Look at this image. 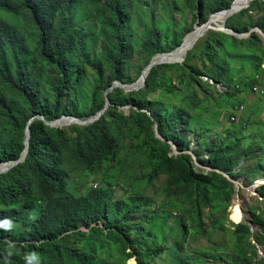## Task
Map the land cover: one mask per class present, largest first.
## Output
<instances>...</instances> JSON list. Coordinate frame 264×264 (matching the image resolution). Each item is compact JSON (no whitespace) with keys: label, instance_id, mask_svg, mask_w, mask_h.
<instances>
[{"label":"trees","instance_id":"trees-1","mask_svg":"<svg viewBox=\"0 0 264 264\" xmlns=\"http://www.w3.org/2000/svg\"><path fill=\"white\" fill-rule=\"evenodd\" d=\"M233 2L186 0L187 7L194 12L193 22L197 20L198 25L207 22L211 15L229 9ZM241 2L237 1L234 6ZM78 4L90 8L94 13L92 21L100 25L95 56L88 45L90 32L76 27L72 13ZM258 8H264V0H253L248 8L228 17L225 27L237 34L249 33L255 28L264 33V20L254 22L251 15ZM3 14L26 23L32 33V49L23 28L8 23L2 18ZM243 15L248 18L246 22L242 21ZM131 18L127 0H0V165L21 158L26 149L29 122L37 117L30 125L26 160L0 174V220L7 218L12 224L7 230L0 227V264L5 260L8 264H25L24 256L30 251L39 254L40 264H127L135 256L139 264H165L167 255L171 258L168 264H176L185 238L192 230L191 224L200 221L203 213H212L210 223L201 225L203 233H216L222 228L234 190L233 182L224 174L232 180L260 178V160L254 163L257 170L253 172L241 167L244 158L253 160L257 154L240 148L238 142L234 146L204 143L208 159L200 150L192 149L197 162L200 165L207 162L210 167V170L197 169L187 152L190 142L177 130L184 113L172 111V104L167 103L171 97H176L185 106L199 107L201 90L195 87L203 89L205 100L212 94L217 96L214 100L233 99L237 93L250 88L249 93L253 92L258 83L264 88V78L255 82L252 77L263 72L264 48L259 36L252 32L246 39L210 30L202 49L196 47V52L183 63L155 66L145 88L126 92L114 86L116 82L132 83L127 82L130 80L126 65L136 53V46L138 50L141 46L148 66L157 55L180 46L184 31L188 27L193 30L195 25L178 28L176 17L172 15L170 40L164 34L165 26L156 24L153 18L139 42L133 44L128 41ZM244 46L255 49L253 56L246 60L239 51ZM248 67L252 72L243 75ZM201 76L208 81L204 83ZM85 82L88 87L93 85V90L88 109L79 110L77 85L83 86ZM218 84L227 90L218 91ZM210 85L215 89L211 90ZM112 88L114 90L110 91ZM157 88L165 89L166 96L151 101L148 95ZM107 99L111 106L88 126L75 125L67 130L52 127L41 118L44 116L49 122L63 116L86 120L103 110ZM158 102L166 107L151 110L149 106ZM229 106L220 121L230 124L245 111L239 115L241 102ZM147 110L152 111L151 115ZM156 124L165 140L157 138ZM128 145L137 148L150 163L148 172L138 178V185L121 182V190L116 191L112 183L103 179L97 188L88 181L81 184L79 190L72 191L75 181L67 170L68 164H74L76 172L82 170L97 175L103 171L106 176L115 164L121 172V164L128 167L124 155ZM163 176L168 177L165 184L169 191L183 194L185 204L193 209L188 216L181 213L184 218L168 213L178 220L182 238L174 249L153 252L155 258L149 262L152 252L140 247L137 239L146 221L153 218L154 224L158 222L150 189L161 182ZM129 182L134 180L129 179ZM142 188L146 190L140 193ZM258 193L264 198V186ZM222 194L224 210L218 213L214 203ZM248 213L258 230L252 234L247 223L236 225L229 221L236 238L231 249L221 246L227 255L231 250L230 260L220 261L221 264H254L258 256L254 244L264 248V209L259 205L249 206ZM109 247L116 250L117 256L105 259ZM206 259L212 261L211 256Z\"/></svg>","mask_w":264,"mask_h":264},{"label":"rangeland","instance_id":"rangeland-1","mask_svg":"<svg viewBox=\"0 0 264 264\" xmlns=\"http://www.w3.org/2000/svg\"><path fill=\"white\" fill-rule=\"evenodd\" d=\"M127 2L132 13L130 27L128 30L129 43L135 44L139 42V39L144 35V31L151 26L153 18L156 24H162L165 26L164 34L168 35L170 40L173 36V28L170 25V19L172 15H175L176 17V25L178 28H186L191 24H195L194 27L197 25V20L196 22H193L194 12H192L187 7L186 0H127ZM72 14L76 23V27L78 29L85 28L88 32H90L91 38L88 41V45L92 52V56H95L96 52L98 51L96 39L98 38V27H100V25L97 22L92 21V17L94 15L93 11L86 6L78 4L73 9ZM251 15L254 22L256 20H264V8H258L257 10H254ZM212 16L210 17L212 18ZM2 18L11 25H19L21 29L23 28V32L28 39V45L32 49L34 45L31 37L32 33H29L31 30L27 27L26 23L20 21L19 19L6 16L5 14L2 15ZM211 18L209 19L211 20ZM215 18L219 17L215 16L214 19ZM247 19L248 18L243 15L242 21L246 22ZM217 23L219 25H212L213 28H215V30H212L213 32L217 31L218 29H222L223 27L221 26L220 18ZM188 28L184 31V38L194 30L193 28V30L190 31ZM253 30L255 29H252L249 33L251 34ZM208 32H210V30L207 31L204 36H202L195 43L194 47L187 52L185 59L191 57L192 54L196 52V47L199 49L204 47ZM249 33L244 38L248 39L250 36ZM255 33L259 36L261 44L264 48V37H261L260 33L257 31ZM192 37L193 35L189 37L187 43L191 41ZM136 48V53L131 57L130 62L126 65L128 68V79L130 80L127 82H132L131 84L137 83L139 81V77L143 68L147 66L146 56H144L141 46L139 47V50L138 46H136ZM184 51L185 50H180L177 54L184 56ZM239 51L242 53V59L246 60L247 58L253 56L255 49L250 50V48L244 46L243 49H240ZM261 66V68H263V72L252 76L255 82H260V80L264 78V54L262 57ZM244 72L245 73H243V75H249L252 72V68L248 67L246 70H244ZM201 80L204 83H206L205 80L208 81V79L204 76H201ZM237 83L238 81L235 79L234 84L236 85ZM118 87L119 86L117 85L114 86V88ZM256 87L260 88V91L257 95H255L253 92L249 93L251 90L250 88L245 92L243 91L242 93H237V96L233 99L219 97L216 100H214V98L217 96L213 94L209 100H205V98H203V89L195 87V89L201 90L198 93V98L202 99V103L199 107L185 106L184 102L182 100L176 99V97H171L167 102L172 104V111H182L184 113V118L179 121L177 130L180 133L185 134V138L190 142L191 150H200L202 156L205 159H208L209 152L206 149L204 143L214 144L220 142L222 145L234 146L238 142L240 148H245L246 150L251 149L252 153L257 154L258 156H256V158L253 160H251V157L247 159L244 158L240 163L241 167L249 172H253L257 170V166L254 165V163L260 160L258 169L261 172L258 176L260 178L256 179L258 180V183H255L256 180H253L251 177H243V179L240 178V180L233 181V199L231 198V201L228 204L225 216L223 217L222 221L223 225L219 231L216 233H203V228L201 225L210 223V215L212 214L211 212L203 213L201 216L202 219L200 221H196L191 224L192 230L185 238L183 250L179 251L176 264H209L210 262H213V264H221L220 261H229L230 257L228 255L230 254L231 250L227 255L226 249H222L221 247L227 246L231 249L236 238L233 232V227L229 221L232 219L234 222L238 223L243 217L242 211L248 212L249 206L259 205L262 209H264V198H262L258 193V190H261L262 186H264V182L260 184V182L264 180V177H262L264 176V88H262L259 83L256 84ZM114 88H112L110 91H113ZM209 88L211 90L215 89L212 85H210ZM241 88L242 87H240V89ZM216 89L222 93L227 90V88L222 84H218ZM77 90L80 93V97L78 98V108L79 110H87L93 90V85L88 87V83L85 82L83 86L77 85ZM193 93L194 92L192 91L191 94ZM207 94H209V92H207ZM148 96L151 101H156L159 98H164L166 96V92L165 89L157 88ZM233 102H241V105L245 107V113L240 115L241 117L235 122H230V124L226 123L225 121H220V118L227 114V109ZM161 106L166 107V104L158 102L156 105L152 104V106L150 105L149 107L151 110H157V108ZM123 110L125 112H129V109L123 108ZM151 110H147L150 115L152 112ZM73 126L75 125H69L60 128L70 130ZM124 155L128 161V167H125V163L121 164V172H119L114 164L108 176H106L103 171L99 172L97 175L90 174L87 171L84 172L82 170L76 172L78 171L76 166L74 164H68L67 170L69 171L70 176H72L73 181H75L72 191L75 192L79 190L80 185L85 184L88 181L90 184H99V182L102 184L104 182L103 179H107L110 183H112L116 191L121 190V182L124 184L127 182L128 184L134 183L138 185V178L141 176V174L148 172L150 169V163L146 157L140 154L137 148H135L133 145H128L125 147ZM191 156L194 159L192 160L193 165L197 169L200 171L210 169L207 162H205L204 165H200L193 153ZM129 179H133L134 182H129ZM167 179V176H163L161 182L156 183L155 186L150 189V192L154 197V212L158 217V222L154 224L153 218H150L148 221H146L141 226L140 234L137 239L138 245H140V247L152 252L149 262L155 258L153 252H158L162 249H174L176 247V243L182 238L183 232L178 228V220L174 217L176 214H178L179 217H183L182 214H184V216H188L187 213L193 209L191 206L185 204L186 198L183 194L171 193L169 191V187L165 184ZM253 184L260 185H257L254 190H251ZM145 190L146 189L142 188L139 192L143 193ZM223 203L224 196L222 194L216 198L214 203V206L218 208V213H221L224 210ZM237 205L239 209L242 210V217L239 220L235 219L234 216ZM1 208L4 207L1 206ZM169 212H172L174 217H169ZM116 256V250L112 247H109V251L105 254L104 258L108 259L109 257L114 258ZM207 256H211L212 261H208L206 259ZM170 259V255H167L164 260L165 264H168ZM131 261H133V264H137L135 260L132 259ZM131 261L129 264L132 263ZM254 264H264V262L261 260H256Z\"/></svg>","mask_w":264,"mask_h":264},{"label":"water","instance_id":"water-1","mask_svg":"<svg viewBox=\"0 0 264 264\" xmlns=\"http://www.w3.org/2000/svg\"><path fill=\"white\" fill-rule=\"evenodd\" d=\"M236 0H234V2L232 3L231 7L229 9H226V10H222V11H219L215 14H213V16L215 15H220V14H225L226 16L230 17L232 16L233 14L235 13H238L239 11L243 10L244 8L246 7H249L251 2L253 0H245V2L238 8V9H232L233 8V5L235 3ZM212 16V15H211ZM227 17V18H228ZM211 18V17H210ZM226 18V19H227ZM226 21V20H225ZM209 30H215V28H213L212 26V23H211V20L209 19L207 22H205L204 24L200 25V26H195L194 27V30L192 32H195L196 31V34L195 36L191 39V41L189 42V44L187 45V50H190L194 47L195 43L202 37L204 36V34L209 31ZM224 30V31H223ZM217 31H220V32H226V33H229V34H232V35H235V36H238L239 38H244L248 35V33H245V34H237V33H234L232 30H229L228 28H226L225 26L222 27V29H218ZM259 32L261 33L262 35H264V33L261 32L260 29L258 28H255V30H253L252 32ZM250 34V33H249ZM186 38V37H185ZM184 38L182 44L178 47V48H175L172 52H168V53H163V54H159L157 55L155 58H153L152 62L145 68V70L143 71V74L141 76V78H143V82H140L138 81L137 83H134V84H131V85H124L122 84L121 82H116L115 85L125 89L127 92H133V91H139L143 88H145L146 86V83H147V77L149 76L151 70L157 66V65H162V64H174V63H183L185 58H178V59H172V54L175 53L179 48H181L186 39ZM161 57V58H160ZM149 72L148 75H146V72ZM140 78V79H141ZM139 79V80H140ZM143 87V88H142ZM110 101L109 99H107V104H106V107L101 110L98 114L86 119V120H81L77 117H73V116H63L61 117L60 119L58 120H55V121H52V122H49L46 120V118L44 116H41V118L43 120L46 121V123L52 127H56V128H60V127H65V123H62L63 120L67 119L69 120L68 123L71 125V124H76V125H80V126H88L94 122H96L97 120H99L103 115L104 113L107 111V109L109 108L110 106ZM127 108H130V107H127ZM150 115V114H149ZM37 117L33 118L30 122H29V125H28V128H27V133H26V149L24 150V152L22 153V156L19 160L17 161H10V162H6V163H3L2 165H6V167L4 169H1V166L0 165V174H3V173H7L9 172L11 169H13L15 166H17L18 164L24 162L26 160V157L29 153V147H30V140H31V129H30V125L31 123L33 122V120H35ZM155 130H156V135H157V138H160L162 140H164L161 136V134L159 133V130H158V126L156 125L155 126ZM174 149H176V147L173 145ZM225 176L228 177V175L225 174ZM230 180V178H228ZM252 225V223H250Z\"/></svg>","mask_w":264,"mask_h":264},{"label":"clouds","instance_id":"clouds-1","mask_svg":"<svg viewBox=\"0 0 264 264\" xmlns=\"http://www.w3.org/2000/svg\"><path fill=\"white\" fill-rule=\"evenodd\" d=\"M198 25V24H197ZM224 25H225V23H224ZM198 26H200V25H198ZM230 30V29H229ZM192 32V31H191ZM263 33V32H262ZM229 34V33H228ZM260 35H262L261 33H260ZM181 45V44H180ZM254 88H258V87H256V86H254L253 87V93L255 94V95H257L258 93H259V91H260V88H259V91H255L254 90ZM263 88V87H262ZM240 110H239V115L240 114H242L243 113V111L245 110V107L242 105V106H240V108H239ZM157 125V124H156ZM162 138L164 139V137L162 136ZM160 139V138H159ZM160 140H162V139H160ZM165 140V139H164ZM173 145L174 144H172V149L174 150V152H175V154H177L178 152L176 151V149H174V147H173ZM175 146V145H174ZM176 147V146H175ZM188 152V154L190 153L191 155H192V151H191V149L189 150V151H187ZM2 165V164H1ZM208 170H210V169H208ZM227 175V174H226ZM224 176H225V174H224ZM226 178H230L229 176L227 177V176H225ZM240 180V179H239ZM230 181H234V180H232L231 178H230ZM236 181V180H235ZM98 183L97 184H95V187L97 188L98 187ZM233 207V206H232ZM242 211V210H241ZM242 213H243V217L240 219V221L238 222V223H236V222H234L232 219H231V222H233L234 224H241V223H247L250 227H251V232H252V234L256 231V230H258V228L253 224V222H252V220H251V216H250V213H248V212H246V211H242ZM250 223H252V225L250 224ZM0 227H2V228H4L5 230H7V229H9V228H11L12 227V224H11V222H10V220H8L7 218H5L4 220H0ZM251 241H252V243L254 244L255 242L253 241V239L251 238ZM254 245H256V248H257V254H258V256H257V260H261V261H263L264 262V248L262 247V246H260V245H258V244H254ZM9 249H11V245H9ZM129 252H132V249H129ZM9 255H11V252L9 251V253H8ZM135 260L136 261V263L137 264H139V262H138V260H137V257L135 256V257H133V258H131L128 262H127V264H129V262L131 261V260ZM24 260H25V264H40V256H39V254L38 253H36L35 251H30V252H27L26 254H25V256H24ZM4 264H8V262H7V260H5V262H4Z\"/></svg>","mask_w":264,"mask_h":264},{"label":"bare ground","instance_id":"bare-ground-1","mask_svg":"<svg viewBox=\"0 0 264 264\" xmlns=\"http://www.w3.org/2000/svg\"><path fill=\"white\" fill-rule=\"evenodd\" d=\"M237 1H239V0H236L235 1V3L237 2ZM245 2V0H242V2L240 3V4H238V5H236V6H234L235 5V3H234V5H233V8L232 9H238L243 3ZM246 8H248V7H246ZM245 9V8H244ZM240 12V11H239ZM215 16H217V17H219L220 18V22H221V26H224V23H225V20H226V18L228 17V16H226L225 14H220V15H215ZM215 16H212V18H211V23H212V25L213 24H218L217 23V21L219 20V18H215L214 19V17ZM219 25V24H218ZM195 34H196V31L195 32H192V33H190V34H188V35H186V41H185V43H184V45L181 47V48H179L175 53H173L172 54V59H178V58H185V56H186V54H187V52L189 51V50H187V45L189 44V42L187 43V40L189 39V37L191 36V35H193V37L195 36ZM261 36H263L264 37V35H261ZM192 37V38H193ZM184 40V39H183ZM179 47V46H178ZM177 47V48H178ZM180 50H185L184 52H185V55L183 56V55H179V54H177ZM148 71L146 72V75H148ZM140 82H143V78H141L140 80H139ZM68 121L69 120H67V119H65V120H63L62 121V123H65V125L66 126H69L70 124L68 123ZM71 125H76V124H71ZM6 167V165H2L1 166V169H4ZM258 179V178H257ZM256 180V179H255ZM264 182V180H262V182H260V184L261 183H263ZM255 183H258V180H256L255 181ZM260 184H253L252 185V188H251V190H254L255 189V187H257V185H260ZM234 216H235V219H237V220H239L241 217H242V213H241V210L239 209V207H238V205H237V207H236V209H235V212H234Z\"/></svg>","mask_w":264,"mask_h":264},{"label":"built area","instance_id":"built-area-1","mask_svg":"<svg viewBox=\"0 0 264 264\" xmlns=\"http://www.w3.org/2000/svg\"><path fill=\"white\" fill-rule=\"evenodd\" d=\"M255 91H259V88H254Z\"/></svg>","mask_w":264,"mask_h":264}]
</instances>
